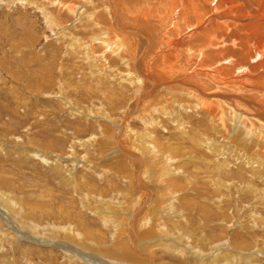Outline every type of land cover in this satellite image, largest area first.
Returning a JSON list of instances; mask_svg holds the SVG:
<instances>
[{"label": "rangeland", "instance_id": "1", "mask_svg": "<svg viewBox=\"0 0 264 264\" xmlns=\"http://www.w3.org/2000/svg\"><path fill=\"white\" fill-rule=\"evenodd\" d=\"M177 1L179 6L180 0ZM40 3L41 0H0V201L7 198L14 214L18 209L22 210V216L16 221L22 226V231L29 234L19 235V229L5 221L0 212V264H93L75 255L69 261L68 252L54 248L51 243H42V238H35L36 232H39L37 228L42 233H52L49 225L58 228L67 224L80 232L82 226H92L99 232L96 236L104 238L100 245L116 249L115 241H118L117 238L121 239L119 232L122 230V233H127V223L123 216L133 211L139 202L137 189L128 183L133 177V169L127 166L121 170L117 163L112 162L118 159L112 155L117 148L116 136L121 123L127 124L125 128L128 140L136 135L134 141L144 144L150 133L153 137L148 138L150 141L147 143L152 147L163 145L165 150L173 148V153L166 152L173 162V167L170 163V171L174 168L179 171L174 170L176 175L170 174L168 178L171 180L163 189L170 187L171 190L166 196L168 205L172 207L169 210L182 214L179 218L182 220L178 219L181 224L178 220L175 221L179 233L189 231L187 237L194 234L192 244L201 250L196 251L195 257L185 250L181 253L175 245L172 250L162 248L158 243L167 242V233L158 234L153 239H159L157 244H147L148 247H153L151 251L156 264H201L204 258H211L210 254L222 249L232 257L228 260L226 256V260L220 258L217 264H264V162L259 165L260 173L254 176L250 171L253 165L246 161L238 162L241 154L235 149L229 154L230 164L229 168H224L225 174L221 175V170H212L213 163L221 162L224 155L201 150V146L205 144L202 137L210 138V135L221 144L223 132L220 123L213 120L205 109L187 108L182 115L180 112H173V120L172 116L165 113L149 111L153 115L150 123L149 120H146L147 123L142 120L143 117H148V113L132 119L123 117V111L137 97L138 91H133L134 88L129 86L131 91L124 86V81H118L120 78L113 79L119 75L116 69L109 74L110 77H104V80L99 76L100 72L114 71L113 67H123L122 62L116 56L106 60L96 56L100 63L97 62L96 65L100 69L94 70L92 61L85 60L88 55L83 57L86 38L89 39L91 32L104 33L109 28L113 29L109 15L103 12L105 16H102L100 10L99 18L93 20V26L72 30L76 34L83 32L78 37L85 40L83 44H79L83 50L72 54L69 53V45L71 37L76 36L75 33L68 32L66 38H61L56 27L68 26L69 30L75 29L76 18L65 13L67 18H63L58 26H52L42 11L49 9V4L44 2L42 4L47 7H41ZM210 3L211 0L200 1L201 13H206V16L211 12ZM228 3L233 10L222 9V16L228 15L232 22L230 20L228 25L216 23L210 28H200L201 31H211L210 37L206 36L201 41L198 40L200 37L197 36V31L193 30L196 19L190 15L183 16L184 8H179L174 24L176 28L171 27L177 29L175 31L171 29L169 32L166 29L171 20L168 12L171 11L168 8L158 10V6L146 7L148 10H141L145 14L140 13L139 16L133 14L137 19H132L134 21H131V26L146 32L144 25H139V19L143 20L146 16L156 33H162V30L167 34L165 40L157 38L155 34L159 44L150 45L146 53H154L160 44H164L161 48L163 56L168 64L177 63L176 69H181L179 75L185 72L190 74V70L206 73L207 69H215L234 83L223 87V93L238 96L243 94L252 98L248 100L253 103L256 101L254 105L257 110H261L264 109V26L261 28L259 24L264 21V1L229 0ZM183 4L186 2H182L181 7ZM154 5L159 4L154 1ZM97 7L100 9L101 5ZM240 7L243 10H239ZM56 11L58 13L60 10ZM257 26L263 33L258 31L253 35ZM248 36L252 37L250 42L247 40ZM132 42V50L140 47L138 36H133ZM92 44L96 46L97 55L103 53L98 43ZM166 44H174L172 52H168L171 47ZM132 50L127 51V60L132 59ZM154 57L150 65L156 73L158 69L155 63L162 64L163 61ZM248 72L253 78L245 76ZM91 73L98 74V80ZM205 73H202L203 77L200 79L192 78L189 83L192 80L197 84L203 83L202 89L214 91L217 88L215 85L204 86L209 83ZM241 75L246 80L244 84L236 86L235 83L240 79L238 76ZM217 78L218 76L216 80ZM105 116L107 120L103 125L101 119ZM179 119L186 123L187 131L185 127H178L176 122ZM220 132L222 133L219 134ZM56 158L61 159L59 169L58 164H54ZM257 158L256 160L260 159L259 156ZM47 159L50 161H46ZM161 166L164 167L162 162ZM69 174L75 180L72 181ZM159 196L163 197V194L159 193ZM166 199L163 197V202ZM149 208L150 205L146 210ZM105 209L112 212V216L106 214ZM106 215L110 216V221H106ZM8 224L11 225L10 230ZM167 230L174 234L176 231L171 223H168ZM126 233L122 239L128 242L129 235ZM81 247L87 252L90 250L86 246ZM93 252L97 251L90 250L88 254H94ZM134 252L138 253L137 250ZM238 253L242 255L239 259ZM99 257L111 261V264H133L112 256L100 254ZM199 257L203 259L200 260Z\"/></svg>", "mask_w": 264, "mask_h": 264}, {"label": "bare ground", "instance_id": "2", "mask_svg": "<svg viewBox=\"0 0 264 264\" xmlns=\"http://www.w3.org/2000/svg\"><path fill=\"white\" fill-rule=\"evenodd\" d=\"M41 1L42 3L46 2L50 6L49 9H42V11H44L45 15L47 16L48 22L52 26L55 25L56 27L59 25V23H62V19L67 18L65 17V13L67 15L71 14L74 17V19L76 18L77 23L73 27L75 29L69 30L68 26L67 27H62V26L56 27L59 29L58 34L60 35L59 37L61 38H66L68 35V32H71L72 30L76 31L77 28H85L86 26L87 27L93 26V22L95 21V19L99 18L100 10L102 12V16H105L103 12H106L109 15L110 22L113 24L112 27L114 30L109 28V30L107 29L108 31L104 33L103 32L94 33L90 31L91 33L89 34V39L91 43L87 37L86 38L87 42L85 43L86 51H84L83 57L85 58L88 55V58L86 57L85 60L92 61L93 65L95 66L94 70L97 68L100 69V67L96 65L98 62V59H96V56H98L99 58L102 57L105 60L109 59L112 56H116L122 62L123 67L121 68L117 67L118 69L116 67H113L112 69L114 71L109 70V71L100 72L99 76L102 78V80H104L105 78L109 76L111 72H115V69H116V72L119 71V75H117L118 77H115V78L111 77V78L115 80L116 78H120L118 81L120 80L124 81L125 82L123 84L124 86H127L129 89L130 87H133L134 88L132 89L133 91H135V89H136V92L138 91L137 97L133 99L132 102L129 104L128 108L127 109L125 108V110L123 111L125 113L124 114L125 116L123 117H125L126 119H132L134 117H139V116L143 117L145 114L148 113V117L146 118L143 117L142 120H144V122H146V120H149L148 122L150 123L153 115L151 116L149 111H154L156 114L158 112L165 113V115L167 116H172V120H173L174 118L172 114L173 112H177V113L180 112V115H182V112H185L187 108L195 107L197 109H205L207 110L209 115L212 116V119L214 118L213 120H216L217 122L220 123L222 132H223V134L221 135V137L223 138L221 144L218 143V141L213 140V138H211L210 135H209L210 138H207L206 136L202 137L203 138L202 141H204L205 144L203 143L204 146H201V150L210 151L212 154L218 153L220 156L224 155V157L221 158V162H217V164H215L216 163L215 161V163H213L212 170H216L217 172L221 170L220 174L221 173L225 174L226 172H224L225 171L224 168H227L229 166L230 155L236 149V151L239 150L238 152H240L241 154V159L239 158L238 162L244 163L246 161L247 163H251L253 165V169H251L250 171L253 173L254 176L260 173L259 171L261 169H259L260 167L259 165H261L262 161L264 162V109L257 110L256 106L254 105L256 101L254 103L250 102L249 100L252 98L245 97L243 94H240L238 96V94L232 95L229 93L228 94L223 93L222 88L227 85L228 86L232 85L233 82L229 81L224 75H222V73H218L215 69H212V70L207 69L206 73L202 71H198V70H190L191 71L190 74L189 73L187 74L185 72L183 75L182 74L179 75V73H181L180 72L181 69H178V70L176 69L178 67L177 63L168 64L166 62L167 60L166 57L163 56L161 48L164 44H160L161 46L159 45V48L156 49L154 53H151V54L149 52L146 53V50L148 49L150 45L154 46V44H159L155 39L156 37L155 34H157V38H163L164 40L166 39V35H167L166 32L162 30H161L162 33H158V32L156 33L155 31L156 29L152 28V26L147 22L146 16L145 18H143V20L139 19L140 20L139 25L140 26L144 25L146 32H144L142 29L134 28V26H131V23H132L131 21H134L137 19L135 16L136 15L139 16L140 13H144L141 10L147 9L146 7L153 8L155 6H158L159 7L158 10L161 9L163 11V8L164 9L168 8L169 11H171V13L168 12L169 13L168 16H171L170 17L171 20L169 21V24H167L168 26L166 27V29H168L170 32L172 29L171 27H173L176 22V17L180 9L184 8L185 13L183 14V16L190 15V16H194V18L196 19V24L193 27V30L197 31L196 34H198L197 36L200 37L198 38V40L201 41V39H204L206 36H209L211 31L209 32L208 29H206L205 31L203 30L201 31L199 30L200 28H206L207 26L208 28H210V27H213L214 24L216 23L228 25V22L230 20L232 22V18L229 19L227 17L228 15L224 14L222 16V9H226V10L228 9L229 11L233 10V9H230L231 5H229L228 3L229 0H211V3H210L211 12L210 14H207V16H206V13H201V9H200L201 0H180L179 2L180 4L182 2H186L185 5L183 4V7H181L180 4L178 6L177 0H154L155 3L159 5H154V1L152 2L151 0H84L83 2L82 0H41ZM95 1H97V3ZM42 3H40L41 7H47L45 4H42ZM77 3H80V6H77ZM100 5H101L100 9H98L99 7L97 6H100ZM130 7L133 9H131ZM53 9H56V10L58 9L60 11L57 13V11L56 10L53 11ZM239 10H243V8ZM263 12H264V9H263ZM256 13H258V11ZM133 14H136V15L134 16ZM131 16H133L134 18H131ZM162 22H163V18H162ZM259 25H261V28H262V26H264V21L263 23L261 22ZM174 28L176 27L174 26ZM177 28H179V26ZM255 28L256 30L253 31L252 33L253 35L258 33V31L261 34L263 33L261 32L259 26ZM102 30L103 29H101V31ZM175 30L177 29H172V31H175ZM75 31H72V32L75 33ZM213 31H216V30H213ZM80 33L82 34L83 32H79L78 34L75 33L76 36H73L71 33L73 37H71L72 42H71V45H69V49H70L69 53L76 54L78 51L83 50V49L81 50V47L79 44H83L84 43L83 41L85 40H82L80 39V37H78ZM133 36L134 37L138 36V41L140 42V45H139L140 47H138V49L134 48V50H132L133 45L131 44L133 43L132 42ZM247 40L250 42L252 40V37L248 36ZM92 43H98L100 47L99 49H102L103 53H99L97 55L96 48H95L96 46H94L95 44H92ZM172 45L174 47V44H166L167 47H171V48H168L169 51L168 50L166 51L172 52L173 50ZM128 50L130 52L131 50L133 51V54H131L133 55L132 59L130 58L131 60L126 59ZM261 56L263 55H260V57ZM153 57L160 58L163 61L162 64H158V62L155 63L156 64L155 66L158 69V71L156 70V73H154L153 68L150 65ZM219 71L221 72V70ZM202 73H205L207 76L206 78H208L209 80V83H205L204 86L205 85H210V86L215 85L214 87H217V88L214 89V91L213 90L209 91L207 90L208 88L202 89L201 86H203L202 85L203 83L197 84V82L194 81L195 82L194 83L193 80L191 81V83H189L192 78L200 79V77H203ZM224 73L225 72H223V74ZM91 74L94 78H97L98 80V74H95V73H91ZM172 75H175L176 77ZM246 75L249 77V79L253 78L252 75L249 74V72L245 74V76ZM217 76H218L217 78L218 80H216ZM238 77L240 79L237 83H235L236 86H238L239 83L244 84V81L246 80L244 78V75L243 76L241 75ZM253 85L255 84L253 83ZM229 116H232L231 119L229 118ZM102 119L101 121L104 123H101V124L103 125L106 124L105 122L107 120L106 116L103 117ZM121 124L118 125L119 132H118V135L116 136V138L118 139L116 141L117 148L114 150V154L112 155L113 157H118V159L116 162H114L115 159L112 162L117 163V167L120 168L121 170H123L127 166L133 169L134 171L133 177L131 178L129 177L130 179L128 183L132 184V187L137 189L136 191H138L137 193L139 195V197L137 198L139 202L136 203L138 204V206L132 209L133 211L125 213L124 215L126 216H123L125 217L124 221L127 223L126 224L127 227L125 228H127V233L129 235L128 237L129 241L128 242L123 241L122 236L124 237L126 232L123 231L122 233V230H121L119 232L121 239L119 240V238H117L118 241H115L117 250L112 247L105 248L102 245H100L102 244V241H104V238L101 239L100 237L96 236V233H99V232H96V229H94L92 226L85 228L81 224L80 225L82 226V229H80L79 227L81 232L78 229L76 231L73 230L75 228H73L70 225L67 226V224L60 226L58 228L56 226L53 227L49 225L48 227L50 228V231L52 232L50 234H48L49 231L42 233L39 230V228H37L39 232H36V230H33V232H36L37 234V236L34 235L35 238L37 239L42 238L44 239L42 240V243H51L54 248H59V249L64 250V252H68L67 258L69 259V261H72V258H74L73 255H75L77 257H80V259L83 258L87 260V262H91L93 264H111L110 263L111 261L106 260L104 257H103L104 259H99L100 258L99 255L101 254V255L112 256L113 258H120L122 260L132 262L133 264H156L155 256L152 254V251H151L153 247L152 246H151L152 248L148 247L147 244H150V245L154 243L157 244L156 242H159V239L153 240L155 238L154 236L158 234L167 233L165 235H167V237L170 240H168V238L165 237L167 242L158 243L160 247L171 249L175 245L177 246V249L180 252L185 250V251L192 253V255H194L195 257H197L196 251L200 252L201 250L199 247H195L194 246L195 244L194 245L192 244L191 238H194L195 235L193 234L192 237L190 236L187 237V234L189 233V231H185V230L182 233H179L178 228H176L177 225L175 221L178 220L182 214L180 215L179 214L180 212L177 210L176 211L179 213L169 210V207H170L168 205L169 201L166 199V196L171 190H170V187H168L165 190L163 189V186L166 188V186H168V183L171 180L170 178H168L170 177V174L176 175L177 174L176 171H179V170H176L175 168L173 169V171H170L171 170L170 163L172 164V167H173V162L170 159L171 157L168 158L167 153H173L172 152L173 148L171 147V149L165 150L163 145L152 147L151 144L150 145L148 144L150 141L148 138L153 137V134H150V133L148 134L149 135L148 138L146 137L147 139H145L146 142H144V144L134 141L136 135H134V137H132L131 140H128L127 139L128 131L125 128L127 124L126 123H123L122 125ZM176 124L178 125L180 129L186 126L185 125L186 123H182L181 119H179L176 122ZM185 128L187 131V127ZM222 132H220L219 134H221ZM184 133L187 134V132H184ZM145 135H147V132ZM257 155L260 157L259 160H256L258 159ZM46 161L49 162L50 160L47 159ZM60 161L61 159L59 158H56L54 161V164L56 163L58 164V169L61 166ZM161 162L164 165V167L161 166ZM247 163L246 165L249 166ZM253 175H252V178H255ZM69 178H71L72 181L75 180L72 174H69ZM252 184L253 183H251V185ZM159 193L163 194L164 199H166L165 202H163V197L162 196L160 197ZM143 197L144 199H142ZM6 199L4 201L2 200L0 201V212L4 215L3 217L5 218V221L7 220L8 222H10L11 225L15 226L17 230L19 229L18 230L19 235L25 234L28 236L29 234L24 233L21 228L22 226L20 225L19 222L16 221V219L20 218V215L22 216V213H21L22 210L18 209L17 213L14 214L12 211L13 208L9 207L10 205L12 206V204L9 203L10 201L8 199L7 200ZM149 205H150V208L146 210ZM100 212L101 211H99V213ZM104 212L112 216L111 214L112 212L110 211L107 212V209H105ZM96 215H98V213H96ZM108 215L105 216L106 221L107 220L110 221V218H109L110 216ZM179 220L181 221L182 219H179ZM179 220L177 222H180ZM168 223L173 224L174 230H176L175 234L167 230ZM10 224H8V229L11 226ZM161 230H165L166 232H163ZM116 231H117V227H115V232ZM11 235H12V232H11ZM185 236L187 237L186 239H185ZM46 239H49V240H46ZM181 241L182 242L184 241V242L181 243ZM88 242H91L92 244ZM81 246H86L90 250L92 251L95 250L97 252L95 253L93 252L94 254H90V253L88 254L90 250L87 252L85 248L83 249V247ZM135 250H137L138 252L137 254H135L134 252ZM224 250L225 249H222L221 251L217 250L218 253L215 252L213 254H210L209 256L211 258H208V259L207 258L203 259L202 257H199L200 260L203 259L201 261V264H211V263L217 264L216 262L220 261V258H222V260L223 258L226 260L225 258L226 256L228 257L227 258L228 260L230 257H232L230 253H226L224 252ZM95 254H97L98 256ZM237 255H240L237 257L238 259L242 256L239 253ZM209 259L211 260L207 262V260Z\"/></svg>", "mask_w": 264, "mask_h": 264}]
</instances>
